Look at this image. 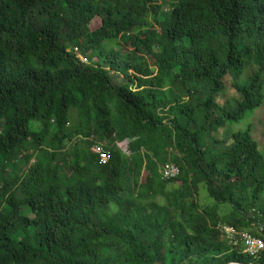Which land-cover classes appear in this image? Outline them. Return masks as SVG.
I'll use <instances>...</instances> for the list:
<instances>
[{"label":"trees","instance_id":"obj_1","mask_svg":"<svg viewBox=\"0 0 264 264\" xmlns=\"http://www.w3.org/2000/svg\"><path fill=\"white\" fill-rule=\"evenodd\" d=\"M263 104L264 0H0V264H264Z\"/></svg>","mask_w":264,"mask_h":264},{"label":"rangeland","instance_id":"obj_2","mask_svg":"<svg viewBox=\"0 0 264 264\" xmlns=\"http://www.w3.org/2000/svg\"><path fill=\"white\" fill-rule=\"evenodd\" d=\"M100 26V20L96 19L91 29L95 30ZM129 50V48H127ZM243 78H246L244 76ZM237 97V94L229 87L228 91L222 93L218 96L217 100L222 104L226 105L228 101H234ZM74 112H71V121L74 122ZM252 130L253 137L259 144V149L262 155L264 156V104L262 107L258 108L254 112H251L245 117L242 121L229 123L226 128L220 129L214 137L223 140L227 143H231L230 139L232 135L239 132H245L247 130ZM225 145H223L224 147ZM201 202L206 206H210L218 209L221 216H227L232 212V207L228 204H219L213 198H211L206 189L202 190L201 193Z\"/></svg>","mask_w":264,"mask_h":264},{"label":"built area","instance_id":"obj_3","mask_svg":"<svg viewBox=\"0 0 264 264\" xmlns=\"http://www.w3.org/2000/svg\"><path fill=\"white\" fill-rule=\"evenodd\" d=\"M96 153L99 155L101 164L108 160V154L103 152L102 148H98ZM181 175V170L176 166H169L162 170V176L165 180H175ZM221 232L229 243L235 247L242 246L243 253L252 258H257L264 251V241L262 238L255 236L249 231H240L226 224L219 226Z\"/></svg>","mask_w":264,"mask_h":264},{"label":"clouds","instance_id":"obj_4","mask_svg":"<svg viewBox=\"0 0 264 264\" xmlns=\"http://www.w3.org/2000/svg\"><path fill=\"white\" fill-rule=\"evenodd\" d=\"M78 58H79L80 60H83V58H82V57H79V56H78Z\"/></svg>","mask_w":264,"mask_h":264},{"label":"bare ground","instance_id":"obj_5","mask_svg":"<svg viewBox=\"0 0 264 264\" xmlns=\"http://www.w3.org/2000/svg\"><path fill=\"white\" fill-rule=\"evenodd\" d=\"M259 230H261V229H259ZM259 230H258V231H259ZM258 231H257V232H258ZM9 259H10V258H9Z\"/></svg>","mask_w":264,"mask_h":264},{"label":"water","instance_id":"obj_6","mask_svg":"<svg viewBox=\"0 0 264 264\" xmlns=\"http://www.w3.org/2000/svg\"><path fill=\"white\" fill-rule=\"evenodd\" d=\"M230 264H234V263H230Z\"/></svg>","mask_w":264,"mask_h":264},{"label":"crops","instance_id":"obj_7","mask_svg":"<svg viewBox=\"0 0 264 264\" xmlns=\"http://www.w3.org/2000/svg\"><path fill=\"white\" fill-rule=\"evenodd\" d=\"M228 216V215H227Z\"/></svg>","mask_w":264,"mask_h":264}]
</instances>
